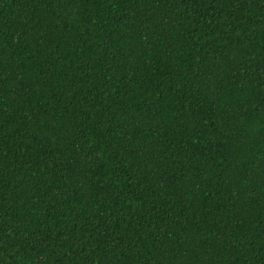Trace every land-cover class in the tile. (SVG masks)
Segmentation results:
<instances>
[{"label": "trees", "instance_id": "obj_1", "mask_svg": "<svg viewBox=\"0 0 264 264\" xmlns=\"http://www.w3.org/2000/svg\"><path fill=\"white\" fill-rule=\"evenodd\" d=\"M0 264H264V0H0Z\"/></svg>", "mask_w": 264, "mask_h": 264}]
</instances>
